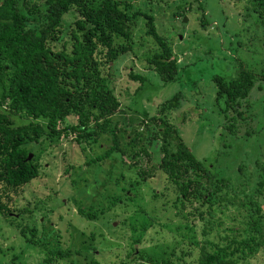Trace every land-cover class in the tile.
Wrapping results in <instances>:
<instances>
[{"label": "rangeland", "instance_id": "1", "mask_svg": "<svg viewBox=\"0 0 264 264\" xmlns=\"http://www.w3.org/2000/svg\"><path fill=\"white\" fill-rule=\"evenodd\" d=\"M29 1L41 7L42 0ZM129 2L130 10L139 8L153 14L156 30L176 55L178 76L162 81L148 67L145 58L156 46L144 33L142 15L136 14L128 48L103 71L109 75L104 81L122 109L114 115L123 129L121 144L125 134H134L136 128L143 131L138 134L140 141L125 144V152L115 151L99 159L95 155L109 144L107 132L91 143L75 141L70 131L53 137L42 134L25 142L30 157L35 156L39 164L38 174L2 193L0 184V202L9 212L0 211V264H150L148 255L155 259L168 256L176 263L196 256L203 220L193 219L189 224L191 217L185 210L178 213L172 203L173 187L159 175L136 181L139 168L158 172L162 154L160 138L147 142L157 122L148 120L146 126L139 119L145 112L147 116L155 114L157 104L176 91L181 93V105L171 110L168 121L198 159L228 177L230 197L235 193L237 201L252 194L260 172H264V79L255 80L261 87L249 91L248 117L232 131L222 127L225 120L214 98V74L227 78L239 65L264 73V27L255 12L246 8L245 0ZM117 41L122 39L114 38ZM130 73L143 75L140 84ZM12 120L25 122L28 118L14 114ZM249 128L252 132L245 134ZM173 138L169 137V148L174 147ZM140 145L146 146L148 154L132 156L130 147ZM262 177L253 198L264 216V173ZM235 188L245 190V195ZM80 207L97 213L89 217L78 211ZM220 210H211L209 239L224 242L222 236L239 238L245 207L231 204ZM230 226L235 231L229 230ZM242 261L264 264V253Z\"/></svg>", "mask_w": 264, "mask_h": 264}, {"label": "trees", "instance_id": "2", "mask_svg": "<svg viewBox=\"0 0 264 264\" xmlns=\"http://www.w3.org/2000/svg\"><path fill=\"white\" fill-rule=\"evenodd\" d=\"M130 5L129 0H42L40 7L35 1L0 0L1 193L8 186L21 185L38 174L39 164L35 156L27 158L25 142L36 140L39 135L53 137L70 131L74 132L75 141L91 143L107 132L109 144L95 155L97 159L115 151L125 152V144L141 138L143 131L132 129L134 134H125L121 144L123 129L117 126L114 115L122 109L104 81L109 75L103 71L110 68L120 51L128 48L136 14L142 15L144 33L156 46L145 58L148 67L160 80L170 81L178 76V64L170 42L156 30L153 14L139 8L130 10ZM245 6L251 7L264 27V0H245ZM37 17L40 18L36 20ZM117 37L122 41L115 43ZM130 76L139 84L143 78L139 73ZM213 78L217 86L214 98L225 120L222 127L232 131L248 117L245 112L249 109V91L261 87L255 80L264 79V73L256 74L239 65L231 76L214 74ZM180 94L174 92L157 104L155 114L147 116L145 112L139 119L146 126L148 120L157 122L147 142L160 138L162 154L157 162L158 172L139 168L136 181L156 174L169 183L175 192L172 203L178 213L185 210L191 217L189 224L193 219L203 220V236L196 242V256L187 261L180 259L174 263L168 256L155 259L150 255L146 259L150 264H245L242 260L246 257L264 253V216L253 198L261 188L264 172H260L252 194L245 195V190L235 188L234 191L245 195L244 199L235 201V193L230 197L228 177L218 175L198 159L179 136L176 126L168 121L171 110L181 105ZM14 114L28 120L13 122ZM244 132L249 134L252 128ZM169 137H174L173 148L168 147ZM131 149L132 156L148 154L145 145ZM137 162L136 158L132 164ZM231 204L245 207L240 237L222 236L224 242L209 239L211 210L221 211V207ZM0 211L9 214L1 202ZM78 211L89 217L97 213L95 209L84 211L81 207ZM228 229L235 231L231 226Z\"/></svg>", "mask_w": 264, "mask_h": 264}, {"label": "water", "instance_id": "3", "mask_svg": "<svg viewBox=\"0 0 264 264\" xmlns=\"http://www.w3.org/2000/svg\"><path fill=\"white\" fill-rule=\"evenodd\" d=\"M183 18H185V16ZM178 38H180V34L179 33H178ZM29 157H30V152H28V154H27V158H29Z\"/></svg>", "mask_w": 264, "mask_h": 264}]
</instances>
